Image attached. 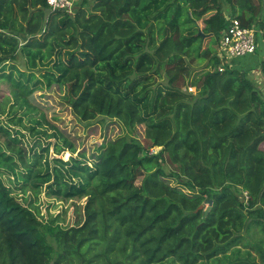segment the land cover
<instances>
[{
    "label": "trees",
    "instance_id": "obj_1",
    "mask_svg": "<svg viewBox=\"0 0 264 264\" xmlns=\"http://www.w3.org/2000/svg\"><path fill=\"white\" fill-rule=\"evenodd\" d=\"M78 4L70 14L47 0H0V83L26 100L45 71L67 87L78 119H117L129 132L143 124L144 143L130 133L109 141L93 169L63 162L75 181L58 177L48 194L75 206L68 224V208L46 219L35 199L19 197L34 164L16 187L0 165V264H264V84L251 76L255 66L264 74L262 0ZM228 17L257 29L258 65L219 58ZM36 22L42 40L21 44L26 73L14 62L15 33ZM195 59L207 60L200 71ZM242 248L249 258L226 260Z\"/></svg>",
    "mask_w": 264,
    "mask_h": 264
},
{
    "label": "rangeland",
    "instance_id": "obj_2",
    "mask_svg": "<svg viewBox=\"0 0 264 264\" xmlns=\"http://www.w3.org/2000/svg\"><path fill=\"white\" fill-rule=\"evenodd\" d=\"M79 1L76 0V10L80 7L79 4L77 5ZM24 24L26 25V23ZM40 28L41 23L36 22L28 31L15 33L19 46L17 47L18 58L14 62L21 70H27L28 67L27 58L21 51V44L26 41H41L44 33L43 30L40 31ZM261 35L262 33L259 36V41L263 48ZM4 54L6 53L0 48V56ZM193 61L197 66V71H200V68L204 67L207 62V60L198 59ZM229 61L232 62V60ZM238 66L240 67V65ZM256 68L259 69V67ZM261 73L251 70L252 78L260 86L264 84V81L261 82L257 79V76H262L264 79V74ZM43 74L45 71H35V79L42 80V84H40L42 87L27 97V101L16 95V91H12L7 82L0 83V125L9 132L6 134L0 131V165L5 169L10 168L8 169L10 173L5 172L4 177L8 184H13L16 187V185L21 186L29 180L26 166L34 164L33 167L36 169L34 178L28 182V190L24 194H19V197L26 196L35 199L40 210L39 216L43 215L46 219L50 214L56 215L68 208L67 214L63 215L65 217L63 222L68 224L76 220L75 206L69 201L66 202L64 199L48 194L49 186L55 183L58 177L75 181L69 173L70 168L63 162L69 161L70 158H78L93 169L109 141L130 133L138 142L144 143L145 125L139 124L132 132H129L117 119L81 121L73 114L68 104L67 87L60 85L56 80L49 82V79ZM192 90L194 91L195 88ZM72 145L73 147H71ZM10 156L14 157L18 167L13 166L14 163L10 162ZM12 168L16 169V173ZM17 178L19 181L14 183L13 180ZM165 178L172 187L177 186L172 177ZM184 192L190 196L196 195L186 189ZM208 205L207 202H204L203 209ZM241 251L244 253L239 254L233 251V255L226 260L232 261L236 257L241 260L251 256L245 248H242ZM256 261L259 262V259L256 258ZM161 264L176 263L165 261Z\"/></svg>",
    "mask_w": 264,
    "mask_h": 264
},
{
    "label": "built area",
    "instance_id": "obj_3",
    "mask_svg": "<svg viewBox=\"0 0 264 264\" xmlns=\"http://www.w3.org/2000/svg\"><path fill=\"white\" fill-rule=\"evenodd\" d=\"M262 2L264 7V0ZM47 3L53 11L61 10L70 14L76 12V0H47ZM228 20L229 24L222 34L219 58L229 61L236 57L254 55L259 45L257 29L244 26L237 17H228ZM245 194L248 197L247 192Z\"/></svg>",
    "mask_w": 264,
    "mask_h": 264
},
{
    "label": "crops",
    "instance_id": "obj_4",
    "mask_svg": "<svg viewBox=\"0 0 264 264\" xmlns=\"http://www.w3.org/2000/svg\"><path fill=\"white\" fill-rule=\"evenodd\" d=\"M255 57H256L255 55H249V56H245V57H236V58L232 59L231 65L234 67H237L238 65H240V67H242L244 69H249V68L253 67L255 64L258 65ZM253 71L261 73V71L258 68H256V66L254 67L252 72ZM257 79H259L261 82L264 81L262 76H257Z\"/></svg>",
    "mask_w": 264,
    "mask_h": 264
},
{
    "label": "water",
    "instance_id": "obj_5",
    "mask_svg": "<svg viewBox=\"0 0 264 264\" xmlns=\"http://www.w3.org/2000/svg\"><path fill=\"white\" fill-rule=\"evenodd\" d=\"M207 203L209 204L208 207L206 208V214H208L209 210L211 209V206L213 204V200L212 199H208ZM200 208H203V206L201 205Z\"/></svg>",
    "mask_w": 264,
    "mask_h": 264
}]
</instances>
